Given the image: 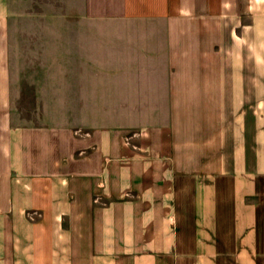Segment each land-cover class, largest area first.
Segmentation results:
<instances>
[{
	"label": "crops",
	"instance_id": "1",
	"mask_svg": "<svg viewBox=\"0 0 264 264\" xmlns=\"http://www.w3.org/2000/svg\"><path fill=\"white\" fill-rule=\"evenodd\" d=\"M0 264H264V0H0Z\"/></svg>",
	"mask_w": 264,
	"mask_h": 264
},
{
	"label": "rangeland",
	"instance_id": "2",
	"mask_svg": "<svg viewBox=\"0 0 264 264\" xmlns=\"http://www.w3.org/2000/svg\"><path fill=\"white\" fill-rule=\"evenodd\" d=\"M12 37L10 41V44L8 43L9 51H13V27L10 28ZM48 109V107H36V106H30V105H24V106H6V112L12 113V114H19L22 116H31L33 114H42ZM23 123L25 122L22 121Z\"/></svg>",
	"mask_w": 264,
	"mask_h": 264
}]
</instances>
